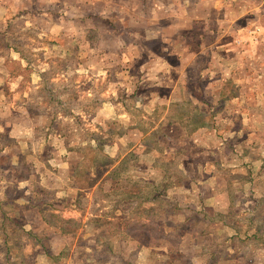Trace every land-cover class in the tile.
Returning a JSON list of instances; mask_svg holds the SVG:
<instances>
[{
  "label": "rangeland",
  "instance_id": "rangeland-1",
  "mask_svg": "<svg viewBox=\"0 0 264 264\" xmlns=\"http://www.w3.org/2000/svg\"><path fill=\"white\" fill-rule=\"evenodd\" d=\"M25 1L5 0L9 30L0 32V104L18 115L30 107L31 122L28 143L0 135L16 154L10 166L0 158V264L103 260L105 239L112 253L132 252L130 264H226L211 248L264 264V126H253L264 122V0H227L216 15L213 1L131 0L148 12L130 31L124 11L114 23L71 16L98 10L97 0H34L28 24L13 5ZM123 4L114 0L117 10ZM145 21L174 31L158 34L164 43L147 39L135 32ZM11 37L20 59L6 48ZM172 42L215 49L189 66ZM151 55L169 66L148 64ZM239 94L241 158L234 138L205 142L196 135L204 120L195 121L201 108L231 119ZM252 140L262 152L248 151Z\"/></svg>",
  "mask_w": 264,
  "mask_h": 264
},
{
  "label": "crops",
  "instance_id": "crops-1",
  "mask_svg": "<svg viewBox=\"0 0 264 264\" xmlns=\"http://www.w3.org/2000/svg\"><path fill=\"white\" fill-rule=\"evenodd\" d=\"M64 1H63V4H64ZM201 1H204V2L207 1L210 3H211V1L214 2V8L212 9L211 15H216L217 12L218 13L222 12V10H224L227 7V0H201ZM123 2H124L123 6H121L119 8V10H117L116 7L114 6V0H97L96 3L101 4V6L98 10H95L92 12V9H91L90 12L88 11L85 13H81L80 10L77 8V9L71 10L72 11L71 16L76 17L77 20L79 17H82V18H79V21H82V22H84L87 19L91 21V18L97 17V19L102 23H105V18H107L108 20H111V23H114L115 18H116V12L115 11H119V13H122V11H124L128 17H131V18H127V20L125 19L124 22L129 23V21L131 20V23L125 25L123 29L130 31V29L133 27V25H136L134 22L136 20H138V18H135V16H137V15L142 16V15H144V12H148V6L147 7L133 6L131 4V0H123ZM5 3H6L5 0H0V32H4V31L9 30V26L6 24L7 20H6V16H5V15H7V11H9V9H8V7L5 6ZM92 4H94V2ZM146 4H148L146 0L141 2V5H146ZM196 4H195V6H196ZM13 5L16 6V12H17V9L20 8V11L22 12V14L25 13L26 16L28 15V17H27L28 18L27 19L28 24L30 23L29 20H31V19L35 20V17H34L35 14H33V12H32L33 10H35V5H36L34 0H26L22 4H17V5L13 3ZM211 6H212V4H211ZM113 7H114V9H113ZM95 8L96 7L94 6V9ZM157 10L160 11L161 9H157ZM45 11L47 13H50L49 10H47V9H45ZM151 14H153V15L158 14L157 12H155V8L152 9ZM68 15H69V13L66 12L64 18H68ZM79 15H83V16H79ZM240 17L241 16H239V18ZM150 22L149 23L146 22L143 26H141L139 28L137 27L138 29L135 32H143V33L147 34L149 36V38H147V39H151V38L161 39L160 37H158V34L161 31H167V30L174 31V26L172 24L167 25V27H164L163 29H157L160 26H158V27L149 26ZM66 23H62V25H61V28H63L64 31H66L65 27H62V26ZM156 23L157 22H155V24ZM233 25L238 27L239 23L237 22V23H234ZM113 27H116V26H113ZM114 30L111 29V27L107 28L108 33H110V32L114 33ZM258 30H260V29H258ZM4 36H8V34L4 33L2 35V37H4ZM132 36L138 37V35H136V33H133ZM164 39L165 38H163V37L161 39L163 43H164V41H163ZM257 41L260 42L261 40L258 39ZM166 44H167V42H166ZM172 44H173V46H172L173 49L171 50L172 54L184 56L187 53L188 57H186V58L183 57L180 61H182V62L186 61L188 64L190 63L189 66H191L192 64H196V62H199V60L203 59V58H204L203 59L204 61L206 60V58H208V60L212 59L211 58V52H213L215 49V46H213L212 44H206L205 42H203V44H201V46L203 47V50H201V49L197 50L196 48H194L192 46H188L187 49L185 47L178 48L177 46H175V44L173 42H172ZM257 44H259V43H257ZM16 46H17L16 42L13 41L11 43L10 40H7L6 48L8 49L9 53L12 54L11 56L14 57V55H16L17 57H15V58L20 59L21 58V56H20L21 52L19 50V47L18 46L16 47ZM143 55H145V54H143ZM159 56L151 55V57H149V60L147 63L148 64L158 63V64H162L165 66H169L168 64L170 62H168V60L166 58H164V56H162L163 58H158ZM263 58H264V56H263ZM190 59L192 62L189 61ZM252 61L254 62L255 60L252 59ZM168 69H170V68H168ZM203 72H205L204 69H203ZM214 77H215V75L211 74L210 80L212 81V79ZM259 77L264 79V76L262 77L261 75H259ZM159 78H160V75H159ZM2 89L0 90V92L2 91ZM203 91H204V89H203ZM176 92H174V94ZM239 97H240V94L238 96H235L234 97L235 100L232 101L231 114H230L231 117L232 116L235 117L234 111H237L238 113H240V109L237 107ZM7 102H10V101H7ZM234 103H237V105ZM243 104H244V102H242L240 104L241 105L240 107H243L242 106ZM3 105L0 104V135H5L8 138L15 141L16 143H26V142L28 143L29 132H30V128H31V122H30V117L28 116L26 110L30 111V107H25L27 109H25V108L21 109V111H22L21 113H23V114L20 113L21 115H18L20 110L17 111L16 114L13 113L14 111H16V109H17L16 107H13L11 105H8V106H6V105L3 106ZM194 105H197V103L194 102ZM198 108H200V105H198ZM222 110H224V109H222ZM241 110L243 112V108H241ZM208 111H209V115L204 108H201V112H203V114H199V116L196 118L195 121H198L199 119H202L204 121L202 122V124H200V126L196 130V135H198V137L200 135H202L203 136L202 139H205V142L209 137L213 138V140L220 139L222 142H224L223 143L224 145L228 144L227 141L231 140V139H227V137H232L235 140V142H233V143H235V145H236V148H235L236 156L237 157L240 156L239 158L245 157L244 153L239 149V145H242V143H240L239 140L245 139V137L243 136L244 133H246V132H244L245 128L243 130L236 128V126L233 122V117L229 120L228 119L226 120L223 117H221V115L219 113L216 115L217 117L214 118L215 120H212V116L210 115V111H212V110L208 109ZM32 118H33V116H32ZM216 121H217V123L215 125ZM258 123H259V125H253L255 128L254 132H259V130H257V128L259 126L260 127L264 126V122L261 123L260 121H258ZM228 127H230V128H228ZM252 133L253 132H247L246 140L248 139V137H253ZM59 137H60V135H59ZM194 141H196V139H194ZM259 144H260L259 142H255V140H252L251 144L250 143L248 144V146H249V148H247L248 151L262 152V150L259 149ZM0 148L3 149V151L0 152L1 153L0 158H4V161H6V159H7V163H6L7 165H9V166H10V164L13 165V161L15 160V155H16L14 152L15 150L13 148H10V147H0ZM8 148H10V149L8 150ZM247 163L248 162L243 163L242 165L244 167H249L247 165ZM222 167H225L224 163H223ZM213 171H215V170H213ZM0 175L2 177H4V175L1 173V171H0ZM68 208H71L72 210H74L76 207H73V205H71ZM4 216H6V215H4ZM236 234L237 233L235 232V235ZM236 264H238V259H236Z\"/></svg>",
  "mask_w": 264,
  "mask_h": 264
},
{
  "label": "trees",
  "instance_id": "trees-1",
  "mask_svg": "<svg viewBox=\"0 0 264 264\" xmlns=\"http://www.w3.org/2000/svg\"><path fill=\"white\" fill-rule=\"evenodd\" d=\"M13 38L11 37V39L10 38H8V40H12ZM90 41V40H89ZM91 46V45H90ZM93 46H91V48H92ZM4 219L6 220L7 218H6V216H4ZM11 219H9V221H10ZM69 222H66L65 224H68ZM235 229V228H234ZM235 231H236V235L235 236H232V238L234 239V238H238L239 239V236H240V233L239 232H237V229H235ZM106 240V242H103L102 244H100V251L102 252V256H104V258H102L103 260H100V259H97V260H94V259H92L91 261H89L88 260V258L87 257H85L84 259H82V262H83V264H112L113 263V261H110V259H109V256H112L113 258H118V264H130V258H131V256H132V252L130 253V254H128V255H124L122 252V254L124 255V257H122L121 255L122 254H116V253H112L113 252V247H112V245L111 244H109V243H107V239H105ZM100 241H102V239H99V242ZM7 242V241H6ZM142 245V244H141ZM148 247L147 246H141V247H139V252L140 251H148V249H147ZM211 250H213V252H212V257L213 258H215V260L217 259V261H223V262H225L226 264H236V259H237V253H236V255H229V254H226V256H222V255H219L218 254V249H214V248H211ZM104 254V255H103ZM240 255H241V253H240ZM101 256V257H102ZM222 256V257H221ZM47 257L48 258H50L49 257V255H47Z\"/></svg>",
  "mask_w": 264,
  "mask_h": 264
}]
</instances>
